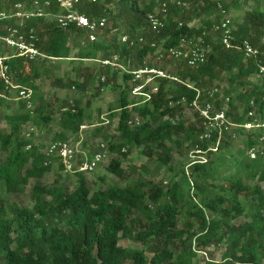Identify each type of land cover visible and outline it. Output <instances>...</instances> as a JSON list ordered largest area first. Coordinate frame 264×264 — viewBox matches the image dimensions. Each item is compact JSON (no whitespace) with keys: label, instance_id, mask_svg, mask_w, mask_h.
Returning <instances> with one entry per match:
<instances>
[{"label":"trees","instance_id":"obj_1","mask_svg":"<svg viewBox=\"0 0 264 264\" xmlns=\"http://www.w3.org/2000/svg\"><path fill=\"white\" fill-rule=\"evenodd\" d=\"M16 1L30 7L32 0H0V11L10 10ZM112 2L83 1L77 7L88 17L98 16L105 9L108 21L111 18L113 22L93 42L87 40L85 31L74 26L63 30L48 17L0 23V27L17 25L25 33L32 30L35 45L44 55L28 60L15 55L12 49L5 51L0 42V55L7 57L15 80L32 88L34 100L30 113L21 101L0 97V108L8 109L0 111V122L4 120L6 124L5 130L0 129V188L18 195L34 179L30 205L0 200V264H199L195 262L196 251L213 245L224 246L221 259L209 257L202 264H264V188L259 184L264 185V152L259 149V130L242 126L251 120L247 116L250 110L256 118L264 117V80L257 74L258 63L264 62V0H190L188 8L176 6L173 0H118L115 5ZM163 2L167 4L163 26L153 30L146 16ZM50 10L56 11L55 6ZM224 13L229 16L235 43L249 41L260 51L257 58L244 59L240 51L221 45L215 26L223 20ZM113 28H117L116 33ZM123 34L127 35V42L120 40ZM200 35L210 46L205 63L193 69L181 58L171 74L178 81L157 80V92L144 102L139 97H129L130 85L114 83L119 70L98 64L117 54L126 61L124 64L132 62L130 68L137 69L144 66L147 54L153 55L151 42L170 48L182 38ZM51 60L77 64L67 83L55 76L63 88L73 87L81 93L86 85L97 83L91 96L99 95L105 87L119 90L118 104L109 107L107 114V122L117 118L116 133L103 142L109 154L125 155L130 148L143 147L141 151L146 156L167 165L171 160L170 144H185L192 155L195 148L207 150L216 143V132H211L209 140L201 139L203 129L198 115L193 112L194 123L185 125L182 111L191 110L188 104L197 92L202 99L212 88H217V92L210 101L215 109L224 110L233 124L223 136H232L222 137L217 159L209 157L201 163L189 156L179 172L169 164L167 186L138 177L124 186L91 189L85 175L89 173L64 172L59 158L44 152L51 141L78 142L75 140L80 126L90 119L87 101L85 106L79 100L73 105L68 100L62 102L58 119H53L58 121L60 130L48 144L39 145L33 138L39 128L52 121L34 82L41 75H48L50 68H56ZM121 75L123 82H130V74ZM182 99L186 104L181 105ZM135 117L141 119L138 124L132 122ZM30 128L34 131L27 139L25 134ZM232 131L240 137L238 141L232 140ZM27 145L30 147L26 149ZM250 148L255 149V158L249 157ZM96 151L87 156L91 158ZM53 164L61 172L75 175L72 191H65L57 179L50 185L38 181ZM219 166L230 171L218 176ZM140 167L142 172L146 170L144 165ZM105 169L118 177L124 174L119 158H110ZM177 177L183 179L185 188ZM208 179L219 180V184L208 183ZM241 216L248 220L236 224L234 221ZM181 217L195 219L197 227L185 222V227L179 228ZM120 239L140 242L143 248H124L119 245Z\"/></svg>","mask_w":264,"mask_h":264},{"label":"built area","instance_id":"obj_2","mask_svg":"<svg viewBox=\"0 0 264 264\" xmlns=\"http://www.w3.org/2000/svg\"><path fill=\"white\" fill-rule=\"evenodd\" d=\"M83 1L94 0H32L30 7L24 4L23 1H16L12 4V7L8 11H0V23L6 20L25 21L32 17H48L59 28L67 30L74 26L78 29L85 31L87 40L93 42L96 40L97 35L107 27L108 16L104 11L93 17H88L84 13H81L77 7ZM118 0H113V5ZM174 4L181 8H188L190 0H173ZM55 6L56 11L50 9ZM167 4L161 3L159 7L146 16L148 26L157 30L163 26V16L166 15ZM223 12V11H222ZM229 16L224 13L223 20L220 24L215 26V30L219 31L220 43L225 49H231L240 51L244 59L257 58L260 55V51L257 47L253 46L249 41L243 40L240 43H235L234 37L229 29ZM180 24V23H179ZM4 32L0 34V42L4 46L14 51L17 56H23L28 60H35L40 56H44L35 45V35L32 30L28 33L22 32L17 25H5L0 27ZM117 28H113L112 32H116ZM120 40L127 42V35H121ZM142 41V38H140ZM132 44V43H130ZM152 48H155L153 55L147 54L145 59L155 57L157 61H163L166 59L180 60L185 58L186 64L190 68H198L199 65L205 63L210 51V46L206 43L202 35L196 38H182L177 46L170 48H161L156 46L154 42L150 43ZM7 57L0 55V97L8 100L21 101L28 110L32 113L34 109L33 90L29 86L22 85L15 80L13 72L6 62ZM102 66H109L115 70L122 69L124 72L131 75V94L133 96L141 98V102L151 99L152 93L157 92V80H171L178 81V79L172 76L166 69L161 67L149 66L144 60V66L137 69H129L126 66L120 64V58L117 54H112L108 58H104L98 61ZM257 74L264 80V62H260L257 65ZM217 92V88H212L206 92L205 98H200V92H197L196 97L188 104L193 112H195L200 118V126L203 129V134L200 137L204 140H209L211 132H216V143L209 146L207 150L194 149V158L198 162L205 163L207 161L206 153L217 150L218 144L222 139L224 132H230V127L233 124L227 120L224 110H217L214 107V103L210 101ZM227 101V98L225 99ZM186 104V100H181V105ZM171 105V103H170ZM247 116L251 118L242 126L246 130L256 128L259 130V141H264V117L256 118V114L253 110L248 111ZM139 117H135L132 121L138 124ZM81 125L80 128H83ZM34 129L30 128L26 132L25 137L29 139L31 132ZM36 135V132H35ZM33 134V137H35ZM79 143H72L69 141H51L46 149V156H55L59 158L63 164L64 172H73L74 170L83 171L86 173L93 172L97 165L104 159V144L100 145V149L93 153L89 158L85 152L78 149ZM30 146L27 145L26 149ZM102 148V149H101ZM123 151V150H122ZM250 158H255V149L250 148L247 151ZM197 254L202 255L204 260L209 261L208 250H197Z\"/></svg>","mask_w":264,"mask_h":264},{"label":"rangeland","instance_id":"obj_3","mask_svg":"<svg viewBox=\"0 0 264 264\" xmlns=\"http://www.w3.org/2000/svg\"><path fill=\"white\" fill-rule=\"evenodd\" d=\"M243 1L244 0H242V2ZM112 23L113 22L110 18L108 21V26L111 25ZM4 48L5 51H8L9 49L7 46H5ZM76 52L77 50L75 49L74 53ZM145 61L147 65L148 64L155 65L156 67H161L168 71L170 70L172 71L170 74H173L175 73L176 68L180 65L182 60H175L176 62H173V60L166 59L160 62L157 61L153 56L151 58L145 59ZM125 62L120 60V64L125 66V69L126 66H128L129 68L132 67V62H128V65L124 64ZM171 62L174 63L172 66H171ZM86 63H91V62L87 61ZM51 64L55 65L56 68H50L48 75H41L40 78L36 79L34 82L40 88L39 91L42 93L43 99L45 101L46 110L50 111V114L52 116V121L49 122L48 126L39 128L38 131L39 134L36 133L35 135L34 133L35 137L33 138H35L36 143L39 145L48 144L51 140H53L52 138L54 134L60 130L57 123L58 121H55L53 119H58V115L60 113V107L64 105L62 102L68 100L70 102L69 105H73L74 101L79 100L80 104L85 106L87 101L88 106L86 107V113L89 114L90 119L84 121V123L82 124L84 125V127L79 129L80 132L76 138L78 140L75 141H78L76 143L81 142L78 146V149L89 155L93 151L99 150L100 145L103 144V142L107 140L109 136L116 133L115 129L117 126V118H113L111 121L107 122V114L109 111V107L117 106L118 98H119V90L105 87L104 89H102L99 95L91 96V93L97 88L96 87L97 83H95L94 85L93 84L86 85L83 92L81 93H79L78 90L73 87L63 88V85L59 84L57 81L54 80L55 76L61 77L63 83H67L68 77L72 79L73 77L72 68L74 66H77V64L68 63L67 61H55V60H51ZM119 72H120L119 77L114 81V83L116 84L117 82L119 83L121 82V84H123L122 87L125 85H131L132 83L131 81L123 82L122 80L121 74L124 71L120 69ZM129 97L133 98V95L130 93ZM0 111L5 112L8 111V109L0 108ZM182 115L185 120V125L188 124L189 122L194 123L195 120L193 117L194 115L192 110H183ZM2 116L3 115L1 113V119ZM100 119L105 120L103 124L97 123ZM95 128H101V129L98 132L94 130ZM0 129L3 130L6 129V124L4 120H1L0 122ZM232 133L235 134L234 131H232ZM227 134H224L225 138ZM228 135L232 136V134H228ZM72 138L73 137H70L69 139L72 140ZM239 138L240 137L237 134H235V137H232V140L238 141ZM170 146H171V151L169 152V156L171 160L169 164L173 166L175 172H179L180 166L182 167L183 163L187 162L189 156L193 157L194 155H192L190 148L185 144H183L182 146H176L174 144H170ZM142 149L143 147H133L130 148L128 151H126L125 155H119V154H109V152L104 148L103 150L105 154L104 159L100 162V164L93 172H90L89 174H85L90 188L103 189L111 185L124 186L138 177H143L145 179L152 180L153 182H162L163 186H167L169 177L171 175L170 172H167V168L169 164L161 165L160 162L154 160L155 159L154 157L150 158L146 156L141 151ZM259 149L260 151L262 150L264 152V142L259 144ZM218 154H219V150L218 151L216 150L215 152L209 151L206 153V156L207 158L211 157L212 159H217L216 156ZM112 157L120 159L121 167L124 169L123 176L121 177L115 176L105 169V166ZM140 165H144L146 167V170L142 172L140 170L141 168ZM229 171L230 168H226L225 166H219L217 175L220 174L218 176H222L224 174H227ZM55 179H57L58 182L64 186V189L67 192L72 191L76 186L75 175L61 172L59 169L56 168L55 164L52 165L50 172L38 181L40 183L50 185ZM176 180H180L179 182L183 186V179L181 180L180 177H177ZM207 182L208 183L212 182V184L214 185L219 184V180L214 182V180L211 181L208 179ZM33 183H34V179H30L29 183L23 188V192L18 195L7 194L4 189L0 188V200L3 199L6 202V204L17 202L20 205H30L31 204L30 192ZM259 184L264 188L263 183H259ZM240 198H243L242 195H240ZM196 200L199 199L196 198ZM242 202L244 204L245 200L242 199ZM245 207H246V212H248L249 210L248 204L245 203ZM186 208L187 207L185 206L184 209ZM206 214L208 217H211V214L209 212H206ZM244 220H248L247 217L241 216L238 217L234 222H236L237 224L243 222ZM185 222H192L194 228L197 227V222L195 221V219H187L185 217H181L179 219L178 227L184 228ZM119 245L129 249L143 248L140 242H136L129 239H120ZM207 250L209 257L219 261L224 251V246L213 245L208 247ZM147 256H149V253H147ZM203 261L204 258H202V255L197 254L195 258V262L202 264ZM125 264H132V262L127 261Z\"/></svg>","mask_w":264,"mask_h":264},{"label":"crops","instance_id":"obj_4","mask_svg":"<svg viewBox=\"0 0 264 264\" xmlns=\"http://www.w3.org/2000/svg\"><path fill=\"white\" fill-rule=\"evenodd\" d=\"M37 134H39V133H37Z\"/></svg>","mask_w":264,"mask_h":264}]
</instances>
